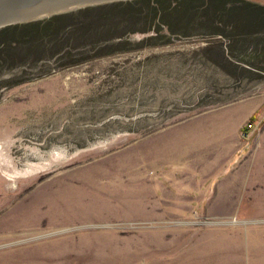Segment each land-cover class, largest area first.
I'll list each match as a JSON object with an SVG mask.
<instances>
[{"label": "rangeland", "instance_id": "374dc122", "mask_svg": "<svg viewBox=\"0 0 264 264\" xmlns=\"http://www.w3.org/2000/svg\"><path fill=\"white\" fill-rule=\"evenodd\" d=\"M238 2L264 7L213 0L204 10L184 6L186 20L173 30L154 19L156 31L142 32L130 19L114 39L100 29L77 40L8 43L0 61V264H264V237L205 241L220 230L243 235L264 218L188 214L185 198L167 188L173 176L159 183L146 154L157 134L231 103L251 106L264 126V29L235 36L219 22L249 18L241 27L251 29L264 14Z\"/></svg>", "mask_w": 264, "mask_h": 264}, {"label": "crops", "instance_id": "0c3cea01", "mask_svg": "<svg viewBox=\"0 0 264 264\" xmlns=\"http://www.w3.org/2000/svg\"><path fill=\"white\" fill-rule=\"evenodd\" d=\"M252 115L251 106L231 103L174 124L149 142L153 145H148L146 154L155 164L157 180L164 183L165 174L173 176L172 187L166 184L167 188L172 196L185 198L182 205L188 214L264 218V126L259 127L260 117ZM231 230L229 236L220 230L205 241L243 245L264 237V225L243 235Z\"/></svg>", "mask_w": 264, "mask_h": 264}, {"label": "trees", "instance_id": "16d2710c", "mask_svg": "<svg viewBox=\"0 0 264 264\" xmlns=\"http://www.w3.org/2000/svg\"><path fill=\"white\" fill-rule=\"evenodd\" d=\"M212 1L204 0L201 7L195 4H185L181 0L119 1L80 8L75 11L53 15L39 21L8 25L0 28V61H4L6 58L5 52L8 43L18 38H31L36 44H45L44 42L47 39L62 40L63 38L68 39L72 37L77 40L81 34L105 29L106 39H114L125 33L121 31L122 29L125 31V25H127V21L130 19H136V21L141 23V27L138 30L142 32L151 29V22L154 19L163 23L165 22L169 30H173L178 23L186 20L187 9L184 6H190V11L193 9L204 10ZM225 4H228V2ZM225 4L222 5L225 6ZM232 5L228 4L227 6L230 7ZM237 5L252 6L258 9L261 14H264V7L262 8L255 4H247L244 2H238ZM187 13L189 12L187 11ZM191 17L188 19H193V16ZM219 22L226 27L228 26L230 32L235 36L243 35L246 31L256 28L259 30L264 29V21L260 22L254 28L243 29L246 25L245 23L251 24V19L249 18L240 20V25L238 23L236 24L233 20L220 19ZM152 29L154 28L152 27ZM153 37L155 36H147L146 40L153 39Z\"/></svg>", "mask_w": 264, "mask_h": 264}, {"label": "water", "instance_id": "95a60500", "mask_svg": "<svg viewBox=\"0 0 264 264\" xmlns=\"http://www.w3.org/2000/svg\"><path fill=\"white\" fill-rule=\"evenodd\" d=\"M126 0H0V28L96 4Z\"/></svg>", "mask_w": 264, "mask_h": 264}]
</instances>
